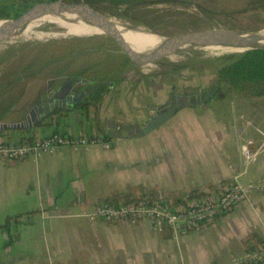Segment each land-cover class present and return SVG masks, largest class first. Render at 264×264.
Segmentation results:
<instances>
[{
	"label": "crops",
	"instance_id": "1",
	"mask_svg": "<svg viewBox=\"0 0 264 264\" xmlns=\"http://www.w3.org/2000/svg\"><path fill=\"white\" fill-rule=\"evenodd\" d=\"M153 78L111 83L86 116L69 109L55 123L35 125L36 116L28 115L26 122L24 115L0 125V137L9 140L57 130L104 135L109 144L106 149L101 145L77 152L59 148L38 158L0 160V224L9 217L8 228H0V264H214L264 242V194L256 189H249L223 217L175 238L165 229L155 231L147 218L110 223L89 222L78 215L115 193L134 197L153 190L167 201L190 189L205 191L204 196L171 203L180 206L210 197L215 190L208 185L217 186L221 179L229 183L238 172L242 184L264 178V97L254 105L242 98L240 103L252 107L232 115L239 123L198 113L199 103H192L135 136L133 131L158 105L178 97L169 94V86H156ZM145 97L154 104H147ZM213 133L217 139L210 145L205 137ZM225 138L232 154L224 151ZM243 143L257 153L242 171L239 146Z\"/></svg>",
	"mask_w": 264,
	"mask_h": 264
},
{
	"label": "rangeland",
	"instance_id": "2",
	"mask_svg": "<svg viewBox=\"0 0 264 264\" xmlns=\"http://www.w3.org/2000/svg\"><path fill=\"white\" fill-rule=\"evenodd\" d=\"M64 1L84 2L105 17L132 26L133 30L143 27L164 36L210 28L240 32L264 30V3L261 4L259 0ZM5 2L0 0V6ZM52 25L46 23L36 27L28 36L20 34L0 42V125L33 114L35 106L43 99L45 88H54L62 78L82 80L86 84L110 82L115 85L126 79L132 82V79H147L153 75L156 86L167 85L169 94L178 95L172 96L171 102L184 101L180 96L186 97L191 92L194 96L190 99L198 101V96L203 97L205 91L215 87V71L229 60L227 55L239 53L211 55L201 49H190L139 66L121 53L104 34L45 37V32L61 30ZM172 64H187L188 67L171 73L168 71ZM102 87L94 89L97 95H101ZM242 98V93L228 89L224 98L211 97L197 105V112L208 114L216 120H229L233 124L237 121L233 114L237 116L252 107L248 102L240 103ZM144 100L147 104H154L149 97ZM171 106L174 107L173 103ZM213 135L205 137L210 145L215 144L217 139ZM222 143L224 151L232 154L233 149L227 146L226 138ZM2 191L0 181V193Z\"/></svg>",
	"mask_w": 264,
	"mask_h": 264
},
{
	"label": "built area",
	"instance_id": "3",
	"mask_svg": "<svg viewBox=\"0 0 264 264\" xmlns=\"http://www.w3.org/2000/svg\"><path fill=\"white\" fill-rule=\"evenodd\" d=\"M101 145L106 149L109 144L97 136L70 135L53 130L47 135L32 139L9 140L0 137V160L13 161L27 157L38 158L52 154L59 148L77 152L89 146ZM240 169L245 170L254 159L257 151L249 148V143L239 146ZM239 172L231 182L206 198H196L184 205L174 206L157 193L142 191L130 201L101 200L90 208H84L79 216L89 222H121L147 218L155 231L167 230L175 238L180 232H186L198 226L226 215L237 205L249 189L264 194V178L253 183L242 184L237 180ZM214 264H264V242L246 248L239 255Z\"/></svg>",
	"mask_w": 264,
	"mask_h": 264
},
{
	"label": "water",
	"instance_id": "4",
	"mask_svg": "<svg viewBox=\"0 0 264 264\" xmlns=\"http://www.w3.org/2000/svg\"><path fill=\"white\" fill-rule=\"evenodd\" d=\"M66 12H75L80 14L88 24L96 27L102 32V34L110 38L117 46L119 51L123 53L132 63L139 66L151 64L155 60L162 57H169L174 53L184 52L190 49L203 50L207 47H220L237 48L240 52H242L246 50L264 48V31L240 32L226 28L192 30L169 36L158 35L152 32L159 36L161 39L152 46H140V44L129 43L127 40H125L116 31V29L112 27L107 17L94 10L88 4L84 2L64 0L36 2L19 13L16 17L0 19V42L10 40L20 28L44 15L60 14ZM132 51L143 52L144 56L131 55L130 52ZM147 54L149 55L147 56ZM70 81L73 83L72 80ZM76 81L77 80H74V82ZM71 85H68L64 89L58 88L51 97L38 102L33 110V114H31V118L36 116L33 124H35V122L39 119L48 115L54 109H70L73 105L82 100L86 95L91 93L96 87L110 86L111 83L96 82L91 84L88 89L77 93H73L70 90ZM214 90L215 87L209 93H206L203 97L198 96V101H196L195 99L194 101H192L190 99L192 98L191 95L187 97L182 96L180 98L185 99L186 101L176 100L173 108H165L168 102L158 105L155 108L154 112L148 116L147 120L133 131V134L135 136H139L156 128L168 117H170V115L175 112L178 107L182 105L192 103L200 104L210 99L214 93ZM25 120L26 122L29 121L28 115L25 116ZM17 126L22 127L20 125ZM27 127H31V124H28Z\"/></svg>",
	"mask_w": 264,
	"mask_h": 264
},
{
	"label": "trees",
	"instance_id": "5",
	"mask_svg": "<svg viewBox=\"0 0 264 264\" xmlns=\"http://www.w3.org/2000/svg\"><path fill=\"white\" fill-rule=\"evenodd\" d=\"M54 0H6L5 4L0 6V19L13 18L26 8L36 2H49ZM88 2V0H86ZM98 1V0H97ZM261 4L264 0H259ZM229 60L220 65L215 71L216 85L213 93L214 99H222L225 97V91L233 89L238 93H242L244 99L250 102L252 105L258 102L257 98L264 97V48L252 49L239 52L232 56L228 54ZM188 67L187 64L177 65L172 64V68L168 71L171 73H177L181 68ZM103 89L105 88L102 87ZM102 92V91H101ZM100 94L93 90L86 98H83L78 103L73 105L70 110L76 109L80 111V114L86 116L88 113V107L97 104ZM67 110L54 109L48 115L35 122V125H45L51 122H56L57 119L66 114ZM54 119V120H53ZM53 120V121H52ZM6 127L5 129H7ZM3 129L0 130V134ZM22 130V129H20ZM101 140H105L104 135L99 137ZM228 180L221 179L218 181V187L215 185H208L207 188H212L217 192L223 186L227 185ZM154 193L153 190H148ZM205 191L197 189H190L179 196L170 197L168 202L175 204L177 202H183V198L189 199L192 197L204 196ZM134 197L128 193L121 194L115 193L105 200L118 201L120 199L124 201H130ZM9 217H5L4 222L0 224V228L7 229V220Z\"/></svg>",
	"mask_w": 264,
	"mask_h": 264
},
{
	"label": "bare ground",
	"instance_id": "6",
	"mask_svg": "<svg viewBox=\"0 0 264 264\" xmlns=\"http://www.w3.org/2000/svg\"><path fill=\"white\" fill-rule=\"evenodd\" d=\"M108 18V17H107ZM109 23L114 29L129 43L140 44V46L149 47L156 44L161 38L152 31L145 29L143 27H137L136 29H131L132 26H125L121 24L115 18H108ZM51 23L56 27L60 28V31H48L45 32V37H57V36H70V35H80V36H93L102 34V32L96 27L88 24L80 14L75 12H66L60 14H49L44 15L34 21L29 22L24 27L20 28L13 37L20 34L24 36L30 35L36 27L43 24ZM52 25V26H53ZM261 30L260 32H263ZM12 37V38H13ZM33 39V38H32ZM36 39V38H35ZM37 40V39H36ZM209 54H219L224 52H240L237 48H220V47H207L203 49ZM131 55L134 56H144L143 52L132 51ZM149 54H147L148 56ZM153 55V54H152ZM155 55V54H154ZM146 65V64H145Z\"/></svg>",
	"mask_w": 264,
	"mask_h": 264
},
{
	"label": "flooded vegetation",
	"instance_id": "7",
	"mask_svg": "<svg viewBox=\"0 0 264 264\" xmlns=\"http://www.w3.org/2000/svg\"><path fill=\"white\" fill-rule=\"evenodd\" d=\"M72 84V85H71ZM68 85H71V91L73 92V93H77V92H80V91H83V90H86V89H88L90 86H91V84H86L84 81H82V80H79V81H76V82H74L73 81V83L70 81V79H68V78H62V79H60V81H59V83L53 88V87H46L45 88V93H44V96H43V99H42V101L43 100H45V99H47L48 97H51L53 94H54V92L58 89V88H62V89H64V88H66ZM90 94V93H89ZM88 94V95H89ZM88 95H86L84 98H86ZM172 103H173V105H175V101L174 102H171V101H169L167 104H166V106H165V108H171L172 106Z\"/></svg>",
	"mask_w": 264,
	"mask_h": 264
}]
</instances>
